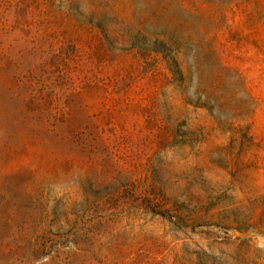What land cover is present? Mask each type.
Masks as SVG:
<instances>
[{"label": "rangeland", "instance_id": "1", "mask_svg": "<svg viewBox=\"0 0 264 264\" xmlns=\"http://www.w3.org/2000/svg\"><path fill=\"white\" fill-rule=\"evenodd\" d=\"M0 264H264V0H0Z\"/></svg>", "mask_w": 264, "mask_h": 264}, {"label": "trees", "instance_id": "2", "mask_svg": "<svg viewBox=\"0 0 264 264\" xmlns=\"http://www.w3.org/2000/svg\"><path fill=\"white\" fill-rule=\"evenodd\" d=\"M153 199H154V197H153ZM155 202V201H154ZM154 207V206H153ZM161 211V210H160ZM159 214L160 215H163L164 216V213L163 212H159ZM167 217H168V219H172V217H170V215L169 214H167ZM173 224H175V222H172Z\"/></svg>", "mask_w": 264, "mask_h": 264}]
</instances>
